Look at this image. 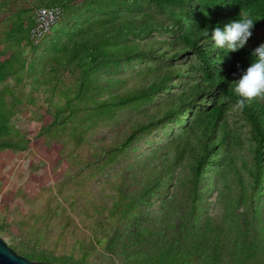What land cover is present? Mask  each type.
<instances>
[{
  "label": "trees",
  "instance_id": "16d2710c",
  "mask_svg": "<svg viewBox=\"0 0 264 264\" xmlns=\"http://www.w3.org/2000/svg\"><path fill=\"white\" fill-rule=\"evenodd\" d=\"M33 1L15 11L0 49V153L29 147L11 119L25 104L38 112L22 82L31 77L46 101L38 138L67 165L58 188L71 221L85 214L126 232L140 207L161 200L144 228L149 244L131 245L123 264H264V103L235 110L233 91L264 44V0ZM23 2L0 0V16ZM41 7L61 15L35 44ZM241 10L255 23L245 47L214 48L212 30ZM24 42L36 53L27 69ZM99 179H115L110 210L112 197L91 189ZM33 237L13 248L32 261L90 264Z\"/></svg>",
  "mask_w": 264,
  "mask_h": 264
},
{
  "label": "rangeland",
  "instance_id": "374dc122",
  "mask_svg": "<svg viewBox=\"0 0 264 264\" xmlns=\"http://www.w3.org/2000/svg\"><path fill=\"white\" fill-rule=\"evenodd\" d=\"M28 5L38 6L33 0H24L23 4L11 5L8 12L1 14L0 49L8 42L4 41V33L12 27L13 14L18 7L24 8ZM22 46L24 57L27 59L25 67L27 69L31 58L36 53L32 47L26 45V42ZM44 62L37 66V69L46 68ZM7 82L11 87L16 88L13 78ZM22 82L25 87L24 92H30L39 97L40 106L37 107V114H34L26 104L19 106L16 109V115L11 119V123L30 140L28 149L24 152L5 150L0 153V238L14 247L23 241L36 240L37 238L33 237L35 235L42 238V241H45V247L58 256L72 254L80 258L86 255L90 264H123L127 256L132 254L127 251L131 249V245L140 244L143 241H145V247L149 244L151 232L144 228L151 225L150 221L155 219L154 209L155 206L160 205L161 200L153 199L151 204H147L151 205L148 213H146L148 206L140 207L141 210L137 213L139 217L136 218L132 228L126 232L115 220L108 223L101 221L97 224L83 214L81 217L77 216L75 221H71L70 214L66 213L65 198L63 199L58 188L68 175L67 165L59 164L58 152L51 151L45 144L44 138H38L43 126L38 115L46 108L42 89L34 88L36 86L31 77H25ZM49 95L51 96V93ZM104 181L103 179L93 181L91 189L100 193L99 196L112 197L105 202L106 209L110 210L118 199V193L112 186L115 179L108 185L103 184ZM57 195H59L58 202L61 204L55 202L47 207L51 198ZM95 198L101 199L98 196ZM215 199L216 196H213L210 201ZM105 214L107 215V212ZM72 217L75 216L72 215ZM18 224L26 230L25 232L33 235H28L27 238L22 234ZM42 226L44 230L38 233ZM133 231L139 233L136 236L131 235ZM158 237L151 246L158 247ZM15 252L19 254L18 251L15 250Z\"/></svg>",
  "mask_w": 264,
  "mask_h": 264
},
{
  "label": "clouds",
  "instance_id": "9594fccd",
  "mask_svg": "<svg viewBox=\"0 0 264 264\" xmlns=\"http://www.w3.org/2000/svg\"><path fill=\"white\" fill-rule=\"evenodd\" d=\"M254 20L250 13L241 10L237 21L223 27L217 26L211 33L212 46L216 49L226 48L228 52H237L245 47L252 36ZM253 61L234 83L237 97L234 109L242 111L252 103H264V44L252 52Z\"/></svg>",
  "mask_w": 264,
  "mask_h": 264
},
{
  "label": "built area",
  "instance_id": "2783aa9c",
  "mask_svg": "<svg viewBox=\"0 0 264 264\" xmlns=\"http://www.w3.org/2000/svg\"><path fill=\"white\" fill-rule=\"evenodd\" d=\"M36 13V24L31 30L30 38L35 44H39L51 31L52 26L59 19L61 11L59 8L41 7Z\"/></svg>",
  "mask_w": 264,
  "mask_h": 264
},
{
  "label": "water",
  "instance_id": "95a60500",
  "mask_svg": "<svg viewBox=\"0 0 264 264\" xmlns=\"http://www.w3.org/2000/svg\"><path fill=\"white\" fill-rule=\"evenodd\" d=\"M0 264H58L49 262L32 261L15 252V249L4 239L0 238Z\"/></svg>",
  "mask_w": 264,
  "mask_h": 264
}]
</instances>
